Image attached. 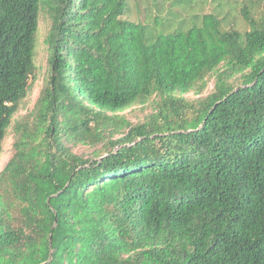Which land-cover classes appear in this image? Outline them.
Masks as SVG:
<instances>
[{"label":"trees","instance_id":"obj_1","mask_svg":"<svg viewBox=\"0 0 264 264\" xmlns=\"http://www.w3.org/2000/svg\"><path fill=\"white\" fill-rule=\"evenodd\" d=\"M126 1L0 0V155L50 19L35 122L0 170V264H264V15L153 37ZM151 97L148 121L118 114Z\"/></svg>","mask_w":264,"mask_h":264},{"label":"rangeland","instance_id":"obj_2","mask_svg":"<svg viewBox=\"0 0 264 264\" xmlns=\"http://www.w3.org/2000/svg\"><path fill=\"white\" fill-rule=\"evenodd\" d=\"M246 11L251 17L258 19L264 15V0H127L122 19L140 22L149 28L153 37L158 34L168 33L173 30H186L194 24H199L200 16L204 13H214L220 19V27L225 30L237 29L244 32L249 29V24L242 15ZM180 24L182 26L180 27ZM50 27V19L44 8H40L38 15V27L34 47V76L29 80L30 88L27 95L21 100L17 111L13 114L10 125L2 142L0 155V170L3 168L13 153V144L17 137L18 124H26L33 127L36 112L34 107L40 97L48 75V57L50 49L47 43V32ZM206 85L199 94L193 91L183 95L189 101H198L214 91L216 83L215 72H209L205 77ZM232 85H238L241 79L235 76L228 80ZM153 97L145 104L133 105L121 112L122 118L130 125H138L149 120L153 112ZM128 125L123 126L126 132ZM121 134L117 133L112 138L93 141L89 144H78L72 150L84 157L97 156L105 153L110 147L109 139L114 140Z\"/></svg>","mask_w":264,"mask_h":264}]
</instances>
